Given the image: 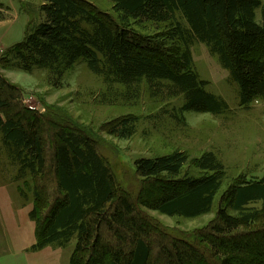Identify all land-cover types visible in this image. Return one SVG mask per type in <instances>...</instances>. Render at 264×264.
<instances>
[{
    "label": "trees",
    "instance_id": "1",
    "mask_svg": "<svg viewBox=\"0 0 264 264\" xmlns=\"http://www.w3.org/2000/svg\"><path fill=\"white\" fill-rule=\"evenodd\" d=\"M112 1L116 19L83 0H41L42 21L6 54V65L24 73L46 70L60 80L81 62L129 93L141 82L151 91L164 85L170 98L182 100L178 117L220 115L227 103L207 91L208 83L193 68L190 47L197 41L228 73L239 106L260 103L264 113V0ZM147 23L165 29L140 34L136 28ZM14 91L0 76L1 146L17 179L32 177L50 185H37L33 192L30 219L36 222L46 211L34 251L64 247L74 239L70 264L78 256H87L84 264H152V257L162 264H264V229H249L259 218L250 206L264 205V177L232 182L215 220L193 238L194 245L171 241L140 209L169 218L209 214L224 178L214 154L191 162L181 151L136 160L135 174L148 184L132 200L119 192L91 138L63 124L49 126L54 130L44 132L50 136L45 138L40 130L45 119L21 110ZM135 123L133 117L121 118L107 134L128 139ZM188 162L203 175L181 177Z\"/></svg>",
    "mask_w": 264,
    "mask_h": 264
},
{
    "label": "rangeland",
    "instance_id": "2",
    "mask_svg": "<svg viewBox=\"0 0 264 264\" xmlns=\"http://www.w3.org/2000/svg\"><path fill=\"white\" fill-rule=\"evenodd\" d=\"M83 1L101 14L116 19L112 0ZM40 5L41 0H0V76L15 90L19 108L45 119L46 124L43 123L40 129L45 138L50 137L45 134L48 130L53 132L54 128L49 127L53 124H63L91 138L110 168L119 192L129 195L132 200L139 197L148 184L135 174L136 160L181 151L188 155L191 162L203 153L214 154L224 168V178L209 214L195 219L169 218L140 209L163 236L171 241L193 244V238L215 220L221 196L232 182L240 177H264L262 104L254 102L247 109L240 107L238 89L228 73L222 69L217 57L197 41L190 47L193 68L200 79L208 83L207 91L227 103L228 110L223 114L185 113L178 117L177 109L182 100L170 98L164 91V85L151 91L145 82H141L129 93L122 86L107 84L102 77L93 75L81 62L76 63L60 80L46 70L24 73L9 68L5 56L42 21ZM256 15L259 21V11ZM164 29L163 25L148 23L136 28L145 36H153ZM126 117L136 119L132 137L119 139L107 134L113 122ZM189 162L181 177L202 176L203 173ZM16 172V167L10 163L1 146L0 135V209L8 244L13 252L19 251L16 253L18 259L12 263L70 264L74 239L64 247L56 245L39 251L32 249L36 231L46 212L40 211L36 222L30 219L34 188L37 185L50 188V185L32 177L17 179ZM250 207L259 211V218L249 229H264V205L257 203ZM209 256L204 255L207 260ZM86 257H76V264H84ZM211 259L216 261L215 257ZM151 262L162 264L156 257H152Z\"/></svg>",
    "mask_w": 264,
    "mask_h": 264
},
{
    "label": "crops",
    "instance_id": "3",
    "mask_svg": "<svg viewBox=\"0 0 264 264\" xmlns=\"http://www.w3.org/2000/svg\"><path fill=\"white\" fill-rule=\"evenodd\" d=\"M7 240L8 239L0 209V264H14L12 262H14L15 259H18V254L16 253L19 251L13 252ZM20 252L22 253L23 250L21 249Z\"/></svg>",
    "mask_w": 264,
    "mask_h": 264
}]
</instances>
